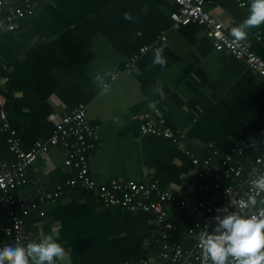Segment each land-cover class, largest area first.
I'll return each instance as SVG.
<instances>
[{
    "label": "crops",
    "instance_id": "obj_1",
    "mask_svg": "<svg viewBox=\"0 0 264 264\" xmlns=\"http://www.w3.org/2000/svg\"><path fill=\"white\" fill-rule=\"evenodd\" d=\"M32 3L34 11L19 28L0 35V89L20 146L28 150L47 140L57 121L84 104L97 126L87 153L95 184L156 181L163 190H179L189 206L168 205L175 226L170 240L192 248L190 207L201 199L198 184L213 183L193 177L202 168L192 160L211 150L224 156L243 141L264 142V79L245 60L216 51L200 26L174 24L172 0ZM246 3L242 8L235 0H216L206 9L234 37L232 27L248 15L251 0ZM241 40L264 60V24ZM158 47L163 65L153 62ZM134 56V66L112 79ZM145 114L159 135L141 134ZM164 132L184 135L183 148ZM65 160V149L49 146L26 168L17 195L30 202V241L56 235L65 248L56 264H177L162 256L153 213L106 206L95 191L66 187L75 170ZM57 186L63 189L53 202L37 192ZM180 215L189 221L175 224ZM1 216L0 244L10 241L7 216Z\"/></svg>",
    "mask_w": 264,
    "mask_h": 264
},
{
    "label": "built area",
    "instance_id": "obj_2",
    "mask_svg": "<svg viewBox=\"0 0 264 264\" xmlns=\"http://www.w3.org/2000/svg\"><path fill=\"white\" fill-rule=\"evenodd\" d=\"M238 6L245 7L246 0H235ZM177 10L170 15L176 25L195 24L200 26L214 49L226 52L237 59H243L252 72L264 79V60L253 53L246 42L227 35L224 26L217 21L206 9L216 0H172ZM3 0H0V35L4 32H15L20 26V20L26 11L19 8H10L3 13ZM27 7L30 8L28 5ZM143 47L140 52H145ZM136 56L118 69L113 75L115 79L123 71L134 66ZM7 98L0 89V132L8 133V150L14 159L0 161V210L11 218V224L4 229V234L10 241L27 244L31 239V232L27 229L26 219L30 208L17 195L16 190L26 183V168L38 156L43 155L46 149L61 147L66 151L65 164L75 170L72 178L65 182L66 187H79L95 191L98 198L106 206L122 208H139L155 215L160 228L162 256L177 264H211L206 258L198 234L207 229L211 230L216 223L213 217L218 206L226 205L230 211L264 215V192L257 194L256 205L248 203L254 194L253 180L264 172V142L243 141L231 148L230 152L220 156L216 150H211L202 160L194 158V164H200L202 170L195 178H213V183L201 182L198 192L201 199L190 207V214L196 220L189 231L194 234L192 248L183 246L170 240V231L175 226L168 217V205L176 204L180 208H187V201L180 197L179 190H163L158 182L140 183L133 180H110L105 185H96L90 176L87 153L92 147V140H96L97 126L90 123L86 117V106L79 104L62 120L57 121L54 130L45 141H36L33 146L24 150L16 132L10 127L6 110ZM140 132L142 135H159L161 131L148 120V114L141 116ZM163 135L183 148L184 135L175 136L172 132ZM192 176L189 177L191 179ZM63 187L57 186L53 191L38 190L37 192L49 201H55L62 193ZM15 209L18 210L15 213ZM40 215H43L41 212Z\"/></svg>",
    "mask_w": 264,
    "mask_h": 264
},
{
    "label": "clouds",
    "instance_id": "obj_3",
    "mask_svg": "<svg viewBox=\"0 0 264 264\" xmlns=\"http://www.w3.org/2000/svg\"><path fill=\"white\" fill-rule=\"evenodd\" d=\"M264 24V0H251L248 15L231 29L232 35L243 39L248 30ZM163 49L156 48L154 63L163 65ZM254 194L250 205H256L257 194L264 192V172L253 180ZM216 221L211 230L201 231L200 241L206 258L211 264H264V215L230 211L226 205L218 206ZM65 248L54 234L27 244L6 241L0 244V264H56Z\"/></svg>",
    "mask_w": 264,
    "mask_h": 264
},
{
    "label": "trees",
    "instance_id": "obj_4",
    "mask_svg": "<svg viewBox=\"0 0 264 264\" xmlns=\"http://www.w3.org/2000/svg\"><path fill=\"white\" fill-rule=\"evenodd\" d=\"M35 0H3V2H4V6H3V13H5V11H7V10H9L10 8H19V9H22V10H24V11H26L25 13H24V17H22V19L23 18H25V17H27V16H29L30 15V13L32 12V11H34V9H33V3L32 2H34ZM30 6V8L29 7H27V6ZM21 19V20H22ZM20 20V21H21ZM7 137H8V133H1L0 132V154L2 155L1 157H0V161H4V160H7V161H9V162H11L13 159H14V157H13V155L9 152V150H8V144H7ZM13 158V159H12ZM190 181V180H189ZM23 186V185H22ZM21 187V186H20ZM19 187V188H20ZM18 188V189H19ZM18 189L16 190V193H17V191H18ZM43 191V190H42ZM40 195V194H39ZM40 197H42V196H40ZM37 198V197H36ZM36 198L33 200V201H36ZM45 199V198H44ZM28 207H30V202H28V201H23ZM15 213H17L18 212V210L17 209H15ZM0 212H2V213H0L2 216H7V218H5L6 220H7V224L5 225V226H9L10 224H11V218L10 217H8V215H7V213L5 212V211H3V210H1ZM1 216V217H2ZM189 218V217H188ZM191 219V221H190V225L192 224V226L194 225V223H195V219H193V218H189V220ZM27 220V219H26ZM189 220H187V217L186 216H184V215H180V217H178L177 219H175L174 220V223L175 224H177V225H179L181 222H188ZM189 225V226H190ZM27 226V225H26ZM7 237V236H6ZM8 238V237H7ZM30 241V240H29ZM28 241V242H29Z\"/></svg>",
    "mask_w": 264,
    "mask_h": 264
},
{
    "label": "bare ground",
    "instance_id": "obj_5",
    "mask_svg": "<svg viewBox=\"0 0 264 264\" xmlns=\"http://www.w3.org/2000/svg\"><path fill=\"white\" fill-rule=\"evenodd\" d=\"M98 141V140H97ZM95 143V142H94ZM199 171V170H198ZM186 196V195H185ZM193 202V201H192ZM177 229V228H176ZM174 238V237H173ZM177 240V239H176Z\"/></svg>",
    "mask_w": 264,
    "mask_h": 264
}]
</instances>
